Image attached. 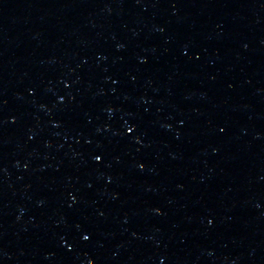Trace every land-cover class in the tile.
Wrapping results in <instances>:
<instances>
[{
  "label": "water",
  "instance_id": "95a60500",
  "mask_svg": "<svg viewBox=\"0 0 264 264\" xmlns=\"http://www.w3.org/2000/svg\"><path fill=\"white\" fill-rule=\"evenodd\" d=\"M0 264H264V0H0Z\"/></svg>",
  "mask_w": 264,
  "mask_h": 264
},
{
  "label": "snow or ice",
  "instance_id": "6c2138e0",
  "mask_svg": "<svg viewBox=\"0 0 264 264\" xmlns=\"http://www.w3.org/2000/svg\"><path fill=\"white\" fill-rule=\"evenodd\" d=\"M128 131H129V132L133 131V128L129 127V128H128ZM96 159H97V160H100L101 158H100L99 156H97ZM84 239L87 240V239H89V237H88V236H85Z\"/></svg>",
  "mask_w": 264,
  "mask_h": 264
}]
</instances>
